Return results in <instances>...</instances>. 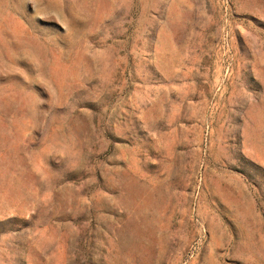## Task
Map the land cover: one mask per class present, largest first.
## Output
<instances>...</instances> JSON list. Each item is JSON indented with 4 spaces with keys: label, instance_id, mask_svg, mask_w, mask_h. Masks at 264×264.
<instances>
[{
    "label": "rangeland",
    "instance_id": "rangeland-1",
    "mask_svg": "<svg viewBox=\"0 0 264 264\" xmlns=\"http://www.w3.org/2000/svg\"><path fill=\"white\" fill-rule=\"evenodd\" d=\"M0 264H264V0H0Z\"/></svg>",
    "mask_w": 264,
    "mask_h": 264
}]
</instances>
